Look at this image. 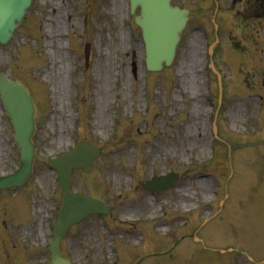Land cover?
I'll return each mask as SVG.
<instances>
[{
    "label": "rangeland",
    "instance_id": "374dc122",
    "mask_svg": "<svg viewBox=\"0 0 264 264\" xmlns=\"http://www.w3.org/2000/svg\"><path fill=\"white\" fill-rule=\"evenodd\" d=\"M173 2L188 8L189 18L174 61L155 74L145 71L128 0H99L93 9L84 0H33L12 39L0 45V71L24 82L37 105L33 173L19 192H0V264L37 263L60 196L46 159L78 139L102 150L92 172L74 173L72 187L105 199L112 213L90 216L71 233L93 237L90 247L100 246L107 262L123 258L117 241L139 239L140 253L166 252L155 264H264V6L218 0L215 32L213 0ZM215 34L221 91L208 69ZM216 111L218 132L240 144L231 165L227 146L213 136ZM1 112L6 173L16 167L18 149ZM169 170L180 174L171 190L141 187ZM22 247L29 250L21 258ZM15 254L13 262L5 257Z\"/></svg>",
    "mask_w": 264,
    "mask_h": 264
},
{
    "label": "water",
    "instance_id": "95a60500",
    "mask_svg": "<svg viewBox=\"0 0 264 264\" xmlns=\"http://www.w3.org/2000/svg\"><path fill=\"white\" fill-rule=\"evenodd\" d=\"M133 5L140 4L142 13L140 17H137V23L141 26L145 45H146V52H147V65L150 68H159V65L162 61H165L166 63H169L172 60L174 48H175V42L178 40V33L181 30L184 20L186 11L179 10L176 7H171L169 4V0H132ZM22 6V7H21ZM19 8L18 14H16V19L20 18V14L22 10L24 9L25 5L22 3ZM14 17V16H13ZM12 17V18H13ZM6 18V15L2 16L0 19V40L7 39L15 27L14 23L12 22L11 26L8 31H6L8 25H6L4 19ZM11 18V19H12ZM7 87L15 88V85L6 84ZM19 89V92L17 94V90L15 91L16 98H19L18 103H16L15 98H10L9 101L12 102L14 108H17L13 110V116H16L19 114L23 116L22 118L16 119V127L17 131L20 133V136H17L18 138L24 136L25 134V143L28 145L27 154L30 155L31 152V146L29 145V128H30V120L28 118L27 111L30 107V101L26 94V92L23 91V89L19 86H17ZM26 113V114H25ZM26 130V131H25ZM60 161V160H59ZM58 161V162H59ZM77 163L76 165H78ZM75 165V164H74ZM72 165V166H74ZM27 169V164H25V167L22 166L20 171L14 176V177H8V181L6 182L7 185H10L9 181L14 179L16 184H19L21 180L24 178L25 171ZM68 170V169H67ZM67 170H63L62 178L63 185L65 188V194L72 199L74 204L79 208V201H81L84 205H89L86 198L78 199V197L73 198L74 195H71L68 190V175L69 172H66ZM172 178L169 176L165 177H157L155 181L150 184L151 188L154 189H162L167 186H170ZM2 186L4 185V182L1 183ZM69 203V201L67 202ZM79 213H82V211H79ZM77 215L72 214H66L64 213L59 217L58 221V227L55 231V234L57 237H61L62 233L64 232L66 228V223L72 219H74ZM53 253H54V260L53 264H69L67 261L61 259L59 255L56 252V247H53Z\"/></svg>",
    "mask_w": 264,
    "mask_h": 264
}]
</instances>
